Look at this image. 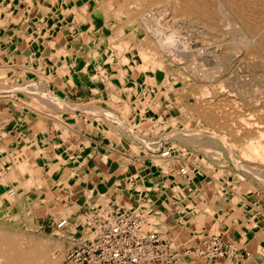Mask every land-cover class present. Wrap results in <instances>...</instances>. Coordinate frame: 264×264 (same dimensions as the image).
<instances>
[{
	"label": "bare ground",
	"instance_id": "1",
	"mask_svg": "<svg viewBox=\"0 0 264 264\" xmlns=\"http://www.w3.org/2000/svg\"><path fill=\"white\" fill-rule=\"evenodd\" d=\"M26 1L28 3V9L32 8L31 10H36L43 3L49 5L55 11V13H53L54 16L56 15L59 18L60 13L64 11L66 12V10H69V15H73V10L76 8L73 3L74 1L79 0H57L56 6L53 5L54 0H36V4H34L33 0ZM80 4V8L78 7L79 11H81L80 13L88 14L91 17L89 21V26H91L90 29L98 30L101 33V37L99 36L101 41H107L108 46L106 49L102 47V52L105 55V59L98 57L96 51L93 49L91 53L93 57L96 58V61L94 63L87 62L81 68L78 67L79 65H76L74 68L78 67L77 69L91 72L94 66V69L98 70V73L102 74L104 78L105 76H111L117 77L118 80H122L125 76H129V74L131 77L134 70H137L139 73L143 72L146 78V85L144 88H142L141 94L137 97L141 102L145 103L146 96H148L147 92H149L150 88H156L157 90H159L158 83L156 82L155 78L156 71L158 70L163 72L164 76L162 79V84L164 85V90L161 91L163 92V94H166L169 91H173L175 93V96L171 100L175 102L174 106H176L177 108V103L180 102L181 106L183 107V110L177 108V110H179V114L177 116H172L169 118L168 122H170V128H167L166 130H168L167 132L170 131V133H172L171 131H173V133L168 134L166 131H163L168 134L165 135L166 138L170 135L176 136L179 134L180 130H175L174 128H181V126H183V128H185L187 131L193 130L191 128L194 122L197 121L199 126L197 125L198 128H196L195 131L193 130V132L190 134L191 136H189V138L191 141L201 142L203 146L213 145L224 148L228 151V153L230 152L233 157L235 155H238L243 158L245 162L248 163V165L253 164V166L257 169L260 167L256 164H262L261 166L264 167V90L261 91L259 96L254 95L253 93H251L253 94V96L248 93L247 95L246 90L248 92V89L250 87L247 89V81L244 82L239 79V81H237L238 84L235 83V85H233L237 88L233 89L234 87H231L233 91H241L240 94L238 93V97H234V94L230 93V91L232 92V90H230L229 92L227 91L228 93L224 92L223 85H225V83L223 81L220 82L223 85H221V87L219 88H213V86L210 87V82L212 81V79L216 78L215 75L217 74L214 75V71L210 74L209 71H206L207 68L205 70L201 68L203 67V63L201 64L202 66L198 64L195 65L193 61L194 56L198 57L201 55V57L203 56V58L204 56L214 58L215 55L218 54L215 53V49V51L213 49L212 51H209V49H207L208 46L216 49L222 48L223 55L221 58H224V56L233 55V59L238 62V67L240 63L242 64V62L240 61L246 60V64L244 63V65L248 64L247 68L250 72H252V75H258V73L262 71L264 76V0H82ZM8 7L10 8L11 5H9ZM9 14L11 13L9 12ZM172 14H174L173 16L181 15L179 21H175L179 23V28L183 27L184 21L186 22L188 19H190L191 21L193 19L197 20L200 23L199 27L204 28V31H206L205 34L202 33L203 35L199 36L198 39L195 40L197 43L196 45L198 46L197 48H194L191 45L192 40L190 41L187 38L186 40L183 39L185 41L182 43H171V29L167 28L168 25H166V19L168 15ZM20 16L23 17L24 14H21ZM49 18H51V16ZM47 19L42 21L39 20L40 26L38 27L37 31L34 32L35 35L33 34V37L39 34V36H43V39H46L47 41L49 27L44 25L45 22L48 23ZM232 20H234V22H237V25H235ZM39 23L37 22V25H39ZM55 23L56 21L51 24V31L52 26L55 25L56 29L60 26L59 23ZM114 23L115 26L113 25ZM130 23L134 26V30L131 32ZM175 27L177 29V23ZM70 29L69 30L72 32V27ZM198 31L199 30H197V32ZM197 32L195 34H199ZM28 39L30 40L31 38H27V41L30 43ZM140 42L143 44H140ZM61 49L62 51L59 56H62L64 60L65 58L66 60H69V52L71 50H74L73 47L69 44H65V46H62ZM54 50L55 49H52L53 52ZM189 56H191V58ZM187 57H189L190 59L187 60ZM63 59L61 58L60 60L62 61ZM195 59L196 58H194V60ZM114 65H118L119 67ZM219 68L221 69V67ZM219 68H217V70ZM212 69L213 68H211V70ZM44 70L46 72L45 68ZM234 74L236 73H233V75ZM137 80L140 82V78H138ZM256 81L254 80V82ZM230 84H232L231 80ZM248 85H250V83ZM21 86L23 88L20 87V89H18L16 86H13L14 88L9 90H14L16 88L17 91H19L21 94L23 93L22 95L27 97V99H24L27 103L38 107V109L41 107H51L48 101L44 100V98L40 99L41 96L40 98H36V96L32 94L29 89V87L31 86ZM199 88H201V90ZM57 90L58 89H56V91ZM42 93L43 92H41V94ZM103 105L99 108L100 110L107 109H104V107H107V105ZM147 108H152L153 110H155V112L158 113L157 103H154L152 99L149 100L145 106L142 105V109L140 111L142 120L141 125L135 127H124V130H126V134L128 136L132 137V135L134 136L137 133L142 132L146 128V126H150L157 121L160 122V115L158 116V120L156 122L155 119H146L143 112ZM92 109H94V107ZM166 110H168V107L163 109V114ZM48 112H51V110ZM86 112L90 113L91 111L89 110ZM119 112L120 114L124 115L127 111L121 110ZM98 113V116H101L100 112ZM108 113H106L105 116H108ZM244 113L251 114V116L246 117L244 116ZM182 117H186L187 121L183 122L181 120ZM254 118H258L259 121ZM163 120L164 119H162V121ZM121 123L124 126L123 122ZM165 133H163V135ZM168 150H171V148ZM169 156L170 155H168L167 157ZM160 157L162 156L160 155ZM12 160L13 168L11 172L5 175H3L2 173V175H0V185H3V187L5 188L8 184L14 183L18 180V178L16 180L17 174L26 173L28 176L25 182L23 181L24 183H17L20 187L22 185L21 190H19L15 185L9 190H4L6 192H4L2 196H0V203L2 200L9 203H14L15 207L21 209V213L25 208L24 205H18L19 203H21V197H26L25 199L28 202L30 201L29 204L33 203L32 206L34 208L35 205L42 204L45 201L46 196H50V193L38 198L37 200H29L28 196H26V192L33 184H37V186H39V188L43 190L46 189L44 178L42 175L37 176L38 171L33 170L26 160L19 161L15 160L14 158H12ZM261 172L262 171L256 172L258 175H260L257 178H259V180L264 183V174H261ZM35 201L36 204L34 203ZM26 206L28 207V205ZM23 216L25 218L20 221H16L15 219L16 217H18L17 214L13 215V219H11V221H0V264H62L63 253L65 249L63 242L65 240H71L72 234L76 228L75 225L79 223V219L71 223L67 220V218H63L66 220V222L59 228L65 227L64 229H62L59 233H56L57 235L53 238H41L39 236L34 237L33 234L27 233V230L24 228H17L18 223H24L23 226L31 224L30 228H32L33 225L31 223V219H33L34 217L33 209L24 212ZM61 220L62 219L58 220L55 224V227L57 229V223ZM79 224H81V222ZM143 228H147L145 222ZM78 231H86V237H88V235H93V231H91L90 226L89 228L80 227Z\"/></svg>",
	"mask_w": 264,
	"mask_h": 264
},
{
	"label": "crops",
	"instance_id": "2",
	"mask_svg": "<svg viewBox=\"0 0 264 264\" xmlns=\"http://www.w3.org/2000/svg\"><path fill=\"white\" fill-rule=\"evenodd\" d=\"M35 15L44 16L40 8ZM30 17L19 15V23L25 21L28 24L27 33L16 28L17 35L13 38L7 31H1L0 42L8 54L2 53L0 48V59L5 55L0 60V68L4 64L22 72L21 64L35 65L37 60H32L34 47L27 38L37 41L39 36L33 37V33L38 26ZM63 28L52 36L42 51L43 55H47L56 43L65 45L66 28ZM27 44L31 47H24ZM71 45L77 47L76 51L81 48L78 42ZM50 63L52 60H48L47 64L53 65ZM78 71L63 77L61 85L53 84L58 87L54 93L66 98H73L79 93L75 96L77 99L89 98L83 74H78ZM3 79L21 80L12 76L10 68L0 72V84ZM51 81L54 82V79ZM10 83L12 86L2 83L5 88H0V96L14 97L17 94L16 88L11 90L14 95L9 89L18 84ZM22 104L31 112L0 99V166L6 164L2 162L4 159L12 160L18 156L19 160H26L33 170L38 171L37 176H43L45 190L37 184L27 190L28 198L31 196L34 200L50 193L42 204L37 205V217L41 220L48 217V222L54 226L57 218H67L72 223L80 213L85 216L89 212L86 216H90L95 211H106V205L110 208L137 207L144 222L150 219L146 227L159 233L165 241L193 246L206 233H220L225 240L233 242L236 255L232 261L219 258L210 264H264V200L220 182V185L215 182V187H208L209 191L202 185H194V182L182 189L187 184L172 183V173L168 171L165 174L162 165L154 158L150 157L151 161L143 155L132 156L126 152L129 146L116 139L114 128L96 125L93 118L86 117L82 105L67 116L72 117L70 120L65 116L45 117L26 103ZM81 116H84L82 121ZM74 123L84 127L96 126L102 134L82 129ZM10 152H14L13 157L6 155ZM12 168L9 167L6 172L0 170V175L7 174ZM26 178L27 175L18 174L20 182ZM0 189L6 188L0 185ZM90 208L95 211L90 212ZM200 260L197 258L196 263H203Z\"/></svg>",
	"mask_w": 264,
	"mask_h": 264
},
{
	"label": "rangeland",
	"instance_id": "3",
	"mask_svg": "<svg viewBox=\"0 0 264 264\" xmlns=\"http://www.w3.org/2000/svg\"><path fill=\"white\" fill-rule=\"evenodd\" d=\"M69 1H71V0H69ZM33 2H34V4H36V0H33ZM81 2H82V0L74 1L73 4L76 7L75 8L76 10L75 9L73 10L74 14L69 15V10H66V12L64 11V12L60 13L59 18H61V19H59L56 15L54 16L53 13H55V11L49 5L42 2L43 4H41L39 6V8L41 9V14H44V17H42L43 19H41L40 17H37L35 15V13L37 12V9L36 10H31L32 8L28 9V5H27L28 3L26 0H0V7H1L0 8V13H1L0 14V24H1L0 25V33H1V31H7L8 35H12L13 38L16 37V35H17L16 34V28L21 29L24 32L26 31L25 33H27V31H28L27 22L24 21V22L19 23L20 22L19 21L20 20L19 15L24 14L25 18L26 17L28 18L31 16L32 20L35 21L36 25H37V22L39 23V20L42 21V20H46L48 18L47 19L48 23H46V22L44 23L45 26L49 27L48 28V34H47L48 35L47 36L48 43L50 42L52 36L57 32V30L59 28H62V27H64L63 29L66 28V30L64 31V33H65L64 39L66 40L67 43L65 42V44L71 45L72 42L81 43V48L78 51H76L77 50L76 46L71 45L74 50H71L69 52V60H66V58L64 60L62 56H59V54L62 51V49H61L62 46L63 47L65 46L64 43H62V44L56 43L55 45H53L50 48V52L47 55H43L42 51L48 43H47L46 39H43V36L41 37L38 34L35 36V37L39 36L38 38H36L37 41H33L31 39L29 40L30 42H33L32 45L34 47V52L32 54V60L33 61L37 60L35 62V65H30V64H26V63L20 65L22 72H20L16 69H13V66H4V64L1 65L0 72L4 71V70H9V68H10V72H11L12 76H14L16 78L19 77V79H21V80H18V81L15 80L14 81L13 79H9V80L3 79L1 84H0V88L1 87L5 88V86L11 85V83H10L11 81L15 85L18 84L17 85L18 89H20V87H22L21 85H23L24 87L31 86V87H29V89L32 92V94L34 96H36V98L37 97L40 98V96H41L40 99L44 98V100L48 101V103L51 105L50 108L41 107L38 109V107L30 105L29 103H27L24 100L25 98L27 99V97L22 95L23 93L21 94L19 91L16 92L17 94L14 97L7 95V96H0V99L8 100L12 104H17L25 112H28L29 110L26 109V107L22 104V102L26 103V105H28L30 107H34V109L36 108V110H38L40 113H42L45 117H48V116L53 117L54 116V117L63 118L65 116L66 119H70V120L72 117L67 118V116H69L70 114L72 115L73 109H75L78 106L80 107L82 105L84 111H89V110L91 111L90 113L86 112V117L93 118L96 125L104 126V127L109 126V127L114 128V130L116 132V134H115L116 139L123 142V143H126L129 146V148L126 150V152H129L130 155H132V156L143 155L146 158H149V160H151V161H153V160L150 157L154 158L156 160V162H158L162 165L161 168L164 170L165 174L168 171L170 173H172V176H171L172 183H174V184L178 183L181 186L184 183L187 184V185H184V187L182 189L188 188V186H191L194 182V185H197V186L202 185L203 189L209 191L208 187H213V186L215 187V182L217 185H220L219 184V182H220L224 186H230V185L234 186V188H236L235 190H241L243 192L246 190L249 192V194H248V192H246L248 195H255L256 198L261 199L263 201L264 200V183L261 182L259 180V178H257L260 175H258L256 173V172L262 171L261 174H264V167L261 166L262 164H259V165L256 164L257 166L260 167L257 169L256 167L253 166V164L248 165V163H246L245 160L243 158H241L240 156L235 155L236 157L235 156L233 157L232 154H230V152L228 153V151L224 148H221L218 146H213V145L203 146L201 142L191 141L189 136H191L190 134L193 132V130L195 131V129L198 128L199 125H198L197 121L194 122V124L191 128L193 130L187 131L185 128H183V126H181V128L180 127L174 128L175 130H180L179 134L176 136L170 135V136H167V138H166L165 135L173 133V131H171L172 133H170V131L167 132L168 130H166L167 128H170V126H169L170 122H168L169 118L172 116H177L179 114V110H177V108H179L180 110H183V107L181 106L180 102L177 103V108H176V106H174L175 102L173 100H171L175 96V93L173 91H169L166 94H163L162 91L164 90V85L162 84V79H163L164 75H163V72H161V71L157 70L155 73V78H156V82L158 83L159 90H157L156 88H150L149 92H147L148 96H146V99H145L146 103H148V101L151 99L153 100L154 103H157L158 113L155 112V110H153L152 108H147L143 112L146 119H155V122L158 120L157 118L160 115L161 116V120H159L160 122L157 121L158 123L156 122L150 126H146V128L142 132H139L134 136L132 135V137H134V138H132L131 136H128L126 134V130H124L125 126L126 127H129V126L135 127V126L141 125V122H142L140 111L142 109V105L145 106L146 103L141 102L137 96H139L141 94L142 88H144L146 85L145 74L143 72L139 73L137 70H134L131 77H130V74H129V76H125L126 78L123 75L124 78L122 80H118L117 77H111V76H109V77L105 76V78H104L102 76V74L98 73V70L94 69V66H93L91 72L83 71L81 69H77L78 67L81 68L87 62L88 63L89 62L94 63L96 61V58H94L92 53H91L93 49L96 51V54L98 55V57L105 59V55L102 52V47L104 49H106L108 46L107 41H104V42L101 41V39H100L101 33L98 30L90 29L91 26H89V23H90L89 21H90L91 17L88 14L80 13L81 11H79V8H80L79 6L81 5L80 4ZM83 2H85V1H83ZM4 3H6V4L8 3L9 5H11L12 8L11 7L9 8L8 7L9 5L7 4L8 5L7 6ZM53 5H55V6L57 5V0L53 1ZM25 8H27V9H25ZM9 12L11 14H9ZM173 15L174 14L168 15V17L166 19L167 20L166 25H168L167 28L171 29L170 30L171 41H172L171 43H173V44H176L177 42L182 43L187 38L190 41L192 40L191 45L194 48H197L198 46L196 45L197 43L195 40H197L199 36L205 34L206 31H204V28L199 27L200 23L194 19L192 21L190 19H188L186 22L184 21L183 27L179 28V23L175 22V21L176 20L179 21L181 15H178V16H173ZM50 16H51V18H49ZM54 17H55V19H54ZM62 17H64V18H62ZM36 19H37V21H36ZM170 19H171V21H170ZM54 21H56L57 24L59 23L60 26L57 29H56L55 25L52 26V28H51L52 31H51L50 27ZM169 21H170V23H169ZM232 21L234 22V20H232ZM176 23H177V29L175 27ZM234 23H235V25H237L236 24L237 22H234ZM113 25L115 26V23ZM37 26L39 27L40 23ZM71 27L73 30L72 32L70 31ZM172 27H174V28H172ZM189 28H190V30H189ZM133 30H134V26L131 25V23H130V32ZM197 30H199V31L197 32ZM196 32L199 34H195ZM83 37H84V39H83ZM194 38H196V39H194ZM175 39H177V40H175ZM183 39H185V40H183ZM1 44L2 43L0 42V48L3 51L2 53L8 54V53H6L8 51L5 50L4 46H2ZM140 44H143V43L140 42ZM24 47H31V46L29 44H27ZM52 49H55L54 52L52 51ZM207 49H209V51H212V49L213 50L215 49L217 51L216 52L214 50L215 53L216 54L218 53V54L215 55L214 58L208 57V56H204V58H203V56L201 57V55L198 57L194 56L193 61H194L195 65L196 64L201 65L203 63V67H201V68H203L204 70L207 68L206 71H209L210 74L213 71H214L213 72L214 75L217 74V75H215L216 78L212 79V81H211L212 83L210 82V87L213 86V88H215V87L219 88V87H221V85H223L220 82L223 81L226 85V86L223 85L224 86V92H227V91L229 92L230 90H232V88L234 87L233 85H235V83L238 84L237 81H239V79H240L244 82L247 81L246 82L247 89L250 87L248 89V92L246 90V94L247 93L248 94L253 93L254 95L259 96L261 91L264 90V88H263L264 87V84H263L264 76H263L262 71L258 70V71H260L258 73V75H252V72H250L249 69L247 68L248 64L244 65V63L246 64V60L240 61V62H242V64L239 62L240 65L238 64L239 65V67H238L237 66L238 62L233 59L234 58L233 55L224 56V58H221L223 55L222 48L216 49V48H212V47L208 46ZM220 51H221V53H220ZM57 55H58L59 59L57 58ZM3 56H5V55H2L1 59H3L2 58ZM189 57L191 58V56H189ZM189 57H187V60L190 59ZM61 58L63 59L62 60L63 63L60 60ZM194 58H196V59L194 60ZM202 59H204V60H202ZM48 60H52V63H50V64H53V65H48L47 64ZM53 60L55 61V63H53L54 62ZM199 60L202 62H200ZM78 62H79V64H78ZM199 62H200V64H199ZM220 62L222 65L220 64ZM65 63H67V64H65ZM230 64L232 65V67ZM76 65H79V66L77 68H74ZM118 65H114V66H118ZM204 66H206V67H204ZM217 66L221 67V69ZM210 67L213 69L211 70ZM3 68H5V69H3ZM44 68L46 69V72H45ZM73 68L75 71L73 70ZM217 68H219L218 69L219 71L217 70ZM66 69L68 72L66 71ZM78 70H81V71H78ZM30 71H32V72H30ZM77 71H78V74L79 73L83 74L84 85L86 86L85 90H87L85 92L88 94L89 98L84 99V100H79L75 97L79 93L74 94L73 98H71V96H69L67 98L66 97H60L59 98L58 95H57L58 96L57 97L54 92L56 91V89H58V87L54 86L53 84H56L58 86L61 85L63 82V77L66 78L68 76H71L72 73H75V72L77 73ZM233 73H236L237 75L236 74L233 75ZM142 74H144V75H142ZM222 74H223V76H222ZM246 74H247V76H246ZM253 77H255V78H253ZM138 78H140V82L137 80ZM227 78L231 80L232 84H230V80H228ZM251 78H252V80H251ZM256 78H257V81H256ZM51 79H54V82L51 81ZM253 79L256 82H254ZM137 81H138V83H137ZM152 81H154V80H152ZM228 81H229V83H228ZM232 81L234 82V84ZM248 81H251L253 84L251 82H248ZM2 83L5 86H3ZM249 83H250V85H248ZM257 84L259 87L257 86ZM93 85H95V91L93 90V87H94ZM252 86H254V87H252ZM256 87H258V88H256ZM227 88H229V89H227ZM235 88H237V87H234L233 89H235ZM199 89L201 90V88H199ZM45 90H47V91H45ZM38 91L40 92V94ZM52 91L54 94L52 93ZM237 91H239V92H237ZM237 91L232 90V92L230 91V93L234 94V97L235 96L238 97V93L240 94L241 91L240 90H237ZM41 92H43V93L41 94ZM47 92H49V93H47ZM10 93H12L11 90H10ZM257 93H259V94H257ZM4 94H8V93L4 92ZM253 94H251V95L253 96ZM19 97H20V99H19ZM90 99H93V100L89 101ZM78 100L81 102H79ZM82 101H85V102L83 103ZM68 103L70 106L68 105ZM103 104L107 105V107L106 106L104 107V109L107 108L106 110H102V109L100 110L99 109ZM243 104H244V102H243ZM244 106H246V105H244ZM93 107H94V109H92ZM166 107H168V110H166L163 114V109H165ZM63 109H64V111H63ZM50 110H51V112H48ZM121 110H125L127 112L124 115H122L119 112ZM29 112H31V111H29ZM79 112L80 111H77V113H79ZM98 112H100L102 119H101V116H98L99 115ZM51 113H53V114H51ZM103 113H104V115H103ZM106 113H108V116L109 115L110 116L109 117L105 116ZM32 114H34V113H32ZM245 114L246 113H244V116H246V117L251 116V114H246V115ZM95 115H97V116H95ZM84 116L79 117V118H81V121L84 118ZM162 119H164V120L162 121ZM254 119L258 120V118H254ZM181 120L183 122H186L187 118L182 117ZM121 122H123L124 126L122 125ZM164 122H165V124H164ZM74 124L79 125L78 123H74ZM157 126H159V127H157ZM163 126H164V128H163ZM79 127L82 129L85 128L90 132L96 130V131H99L98 134H102L101 130L98 129L96 126L84 127L82 125L81 126L79 125ZM200 128H202V127H200ZM163 131H166L168 134L163 132ZM189 131H190V133H189ZM163 133H165V134L163 135ZM141 141H142V143H141ZM162 148H165V149L171 148V150H173V153L170 154L171 157L170 156L167 158L160 157L159 155L161 153ZM13 153L14 152H10L9 154L7 153L6 155H8L9 157L10 156L13 157ZM16 157H13V158L15 160H19L18 156H16ZM12 161L13 160H10L7 158L4 159L2 162H6V164L5 165L2 164L0 166L1 172H6L9 169V167L12 166V164H13ZM19 161H21V160H19ZM181 167L184 169L183 175L180 174V171H179ZM246 169H249V170H246ZM251 169H253V170H251ZM11 170L9 172H11ZM23 175H27V174L24 173ZM17 178H18V174L16 176V180H17ZM186 178L189 181H187ZM18 182H20V181L17 180L14 183L8 184L5 187L6 188L5 190H9L14 185L17 186L19 190H21L22 185L20 187L19 184H17ZM24 182H20V183H24ZM208 182H210V183H208ZM4 192H6V191L0 189V196H2L4 194ZM26 196H28L27 192H26ZM25 198L26 197H21V200H20L21 203L18 204V205H24L25 206L24 210L21 213H20L21 209L15 207L14 203H9L7 201L2 200L0 203V211H1L0 212V221L1 220H10L11 221V219H13V215H15V214L18 215V217L15 218L16 221L23 220L25 218L23 216V213L27 212V210L33 209L34 217H33V219H31V221H32L31 223L34 227L32 226V228H30L31 224L23 226L24 223H22V224L18 223V226H17L18 229L24 228L27 230V233L33 234L34 237L39 236L41 238H45V237L53 238L57 235L56 233H59L62 229L65 228V227H62V228L57 229L55 227V225L53 226V225H51V223L48 222V217L44 220H41V218H38L37 217L38 216L37 211L39 209L38 206L35 205V207L33 208V206H32L33 203L29 204L30 201L28 202ZM29 200L33 201L34 199H33V197L30 196ZM191 200H194V199H191ZM34 203L36 204V201ZM193 203H194V201H193ZM26 205H28V207ZM106 208H108L107 205H106ZM137 209L138 208L134 207V209L130 208L129 210L132 212H136L138 214L141 213V211L137 210ZM89 211L93 213L95 211V209L90 208ZM95 212L93 213L94 215L95 214L100 215V213H102L103 211H101V212L99 211V213H95ZM81 214L82 213H80L76 219V221L79 219V223L81 222V224L78 223L75 225L76 228H75L74 232L77 231L80 227L89 228L88 220L93 214L90 216H86V215L83 216ZM59 217H60V213H59ZM61 218L62 217H60V219ZM57 221H58V218H57ZM145 222H146L145 225L149 224V221H145ZM83 223H85V224H83ZM90 229H91V231H93L91 226H90ZM216 234H220V233H216ZM77 235H79V233ZM92 236L88 235L89 238H91ZM71 244H72V238L70 241L65 240L63 242L65 249H64V253H63L62 264H64L63 261L66 257V253H67L68 249L70 248ZM200 261H202V260H200ZM202 262L203 263H201V264H210L209 261H207V262L202 261ZM195 264H197V263H195Z\"/></svg>",
	"mask_w": 264,
	"mask_h": 264
},
{
	"label": "built area",
	"instance_id": "4",
	"mask_svg": "<svg viewBox=\"0 0 264 264\" xmlns=\"http://www.w3.org/2000/svg\"><path fill=\"white\" fill-rule=\"evenodd\" d=\"M172 153L173 150L162 148L160 155L167 157ZM179 171L184 174L182 167ZM107 210L89 218L91 238L85 236L86 231L72 234L64 264H194L197 258L209 262L223 258L230 262L236 255L233 242L221 234L206 233L197 244L184 246L163 240L154 230L144 229L140 214L122 206H108ZM65 222L62 219L57 227Z\"/></svg>",
	"mask_w": 264,
	"mask_h": 264
}]
</instances>
